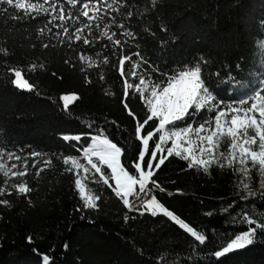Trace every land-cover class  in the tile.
Masks as SVG:
<instances>
[{"label": "trees", "instance_id": "16d2710c", "mask_svg": "<svg viewBox=\"0 0 264 264\" xmlns=\"http://www.w3.org/2000/svg\"><path fill=\"white\" fill-rule=\"evenodd\" d=\"M162 11L170 31L178 37L174 43L169 41L164 52L167 62L161 66L165 70L176 61L200 54L211 60L205 66L206 76L218 70L221 76H225L231 71L237 78L247 80L250 72L261 70L260 62L264 56H261L256 40L264 38V31L259 26V20L264 19V0H165ZM155 15V12L150 14L155 36L136 26L140 51L150 60H155L161 52L160 40L168 39L167 34L159 31ZM43 20L45 17L39 16L30 24L11 20L5 23L0 18V36L5 35L8 27L29 28L31 31ZM45 42H48L47 37ZM31 43L36 46L30 47ZM50 43L55 44L56 39ZM101 44L109 45L102 53L109 55L110 59L109 65H101L105 72L104 82L99 80L100 68H86L82 73L77 67L78 59L65 64L64 59L68 58L65 52H71V49L64 45L59 49H41L39 42L25 39L22 31L8 35L7 47L11 54L6 58L0 56V142H4L9 151L20 154L23 149L24 153L34 150L49 156L52 153L78 155L76 148L70 145L76 144L79 148L85 138L82 137L81 142H66L62 135L80 132L94 135L95 128L88 127V123L94 121L95 125L106 129L113 142L125 148L128 159L125 161L122 157V162L127 164L132 160L134 142L126 141H130L134 121L121 103L122 78L118 68L111 66L117 57L110 54V42L101 40L90 48L78 41L74 46L95 58ZM128 51H136L135 45L126 46V54ZM71 54L76 56V53ZM240 56L244 57L240 61L242 71L236 69ZM37 57L46 67L29 71L27 65ZM4 59L10 65H19L25 78L37 85L41 94L18 90L11 85L4 77ZM128 63L125 62L126 68ZM142 67L146 69L148 66ZM53 72L57 75L53 76ZM85 74L91 83L85 82ZM216 80L217 77L212 76L208 83L214 84ZM106 88H110L114 95L106 94ZM64 93H78L80 96L68 111L62 110V101L59 100ZM220 96L227 98L223 90ZM131 101L132 110L140 115L142 103L136 98ZM51 158L53 164L41 171L38 179H34L36 169L31 167V159H35L37 168H40L41 157L30 159L29 173L25 177L7 178L9 183L26 180L33 191L27 194L31 204L24 195L17 196L15 191L0 196V199L11 202L10 207L0 205V264H40V256L34 249L52 256L54 264H164L157 258L165 253L167 260L175 259L179 253L182 264H211L216 258L208 257V253L247 227L228 223L229 213L220 211L222 206L237 200L229 210L235 215L245 203H249L239 201L232 194L234 177L230 170L214 167L211 175H205L187 168L186 162L169 157L170 162L166 161V166L157 170L158 182L165 191L156 189L154 194L167 208L213 240L208 248L200 246L203 251L190 260L188 256L192 250L188 245L192 237L162 215L152 217L149 213L141 216L138 212H128L105 185L88 181L92 191L103 192L98 201L100 209L77 211L81 201L74 191V177L63 171L62 161L55 156ZM12 162L15 161L9 163ZM5 179L0 174V186L7 187L3 184ZM255 203L257 211L264 212V201L257 199ZM126 212L129 216L127 222L123 218ZM208 212L212 214L206 215ZM28 236L32 237V242L28 241ZM65 243L69 245L67 249ZM219 259L224 264H264V235L258 236L253 245Z\"/></svg>", "mask_w": 264, "mask_h": 264}, {"label": "snow or ice", "instance_id": "6c2138e0", "mask_svg": "<svg viewBox=\"0 0 264 264\" xmlns=\"http://www.w3.org/2000/svg\"><path fill=\"white\" fill-rule=\"evenodd\" d=\"M164 2L165 0H0V18L5 23L11 20L28 21L30 24L39 16L45 17L31 31L29 28L5 29V35L0 36V56L5 58L11 54L7 47L8 35L22 31L25 39L31 38L39 42L41 49H59L61 45L71 49V52H65L68 58L64 59V63L70 64L73 59H78L77 67L82 73L86 68H100L99 80L104 82L105 72L101 65H109L110 59L109 55L102 53L109 45L101 44L100 49L95 52V58L74 45L75 42L82 41L83 45L94 48L98 41L110 42V54L117 57L116 61L111 62V66L118 68L122 78L121 103L134 121V131L129 134L130 141H126L134 142V155L127 164L122 162V157L125 161L128 159L125 148L113 142L106 129L95 125L94 121L88 123L89 128H95L94 135L86 132L62 135L66 142H81L82 137L85 138L79 148L76 144L70 145L76 148L78 155L52 153L49 156L34 150L24 153L23 149L18 154L9 151L5 143L0 142V174L6 177L3 184L7 186H0V196L5 193L11 195L15 191L17 196L24 195L31 204L27 194L33 188L27 181L9 183L7 178L25 177L29 173L30 159L41 157L40 168H37V161L31 159V167L36 169L34 179H38L40 172L53 164L51 157L55 156L62 161L63 171L74 177V191L81 201L77 211L100 209L98 201L102 199L103 192L98 194L92 191L88 181L105 185L128 212H138L141 216L149 213L152 217L162 214L192 237L193 240L188 245L192 250L188 256L191 260L203 251L200 246L208 248L213 240L158 200L154 191L165 189L158 182L157 170L166 166L165 162L169 161V157L178 158L186 162L187 168L205 175H211L214 167L227 169L234 177L232 194L239 201L249 203H245L235 215L229 210L237 204V200H232L220 209L222 213H229L228 223L247 226L238 231L234 238L208 253V257L216 258L211 264H224L219 258H227L226 254L253 245L258 236L264 235V212H258L255 203L257 199L264 201V60L260 62L261 70L257 73L250 72L247 80L237 78L231 71L225 76H221L219 70L206 76L205 66L211 60L203 54L176 61L165 70L161 66L167 62L164 52L169 41L174 43L178 37L170 31L164 19ZM65 4L68 5L67 8ZM153 12L156 14L155 19L159 21V31L167 34L168 39L160 40L161 52L155 60H150L140 51L136 26L139 25L142 32L155 36L153 21L150 19ZM55 21L59 23H54ZM259 26L264 31V19L259 20ZM53 28L58 31L53 33ZM46 37L48 42H45ZM53 38L56 39L55 44L50 43ZM128 45H135L136 51H128L126 54ZM256 45L261 56H264V38H257ZM35 46V43L30 44V47ZM71 53H76V56ZM243 59L240 56L236 63L239 71L243 70L240 63ZM126 61L129 62L127 68ZM2 63L6 66L5 79L16 89L41 94L37 85L25 78L19 65H10L7 59ZM142 65L148 67L144 69ZM45 67V63L39 62V57L27 65L32 72ZM52 75L57 74L53 72ZM212 76L217 77V80L214 84H209ZM85 82L91 83L87 74ZM223 85L228 87L223 88ZM221 90L226 93L227 98L220 96ZM104 91L114 95L110 88ZM131 98L142 103L140 115L132 110ZM79 99L78 93L61 94L59 100L62 101V110L68 111L69 105ZM11 161L15 162L9 163ZM0 205L10 207L11 202L0 199ZM123 218L125 222L129 220L127 212ZM27 239L32 242L31 236ZM68 247L65 243L64 248ZM34 251L40 256V264H54L52 256L35 249ZM166 257V253L161 254L157 258L158 262L182 264L179 253L173 260H167Z\"/></svg>", "mask_w": 264, "mask_h": 264}, {"label": "water", "instance_id": "95a60500", "mask_svg": "<svg viewBox=\"0 0 264 264\" xmlns=\"http://www.w3.org/2000/svg\"><path fill=\"white\" fill-rule=\"evenodd\" d=\"M73 104L69 105V107H71ZM241 250H243V249L234 250L233 252L226 254V257L229 256V255H231V254H233V253L239 252ZM221 258H224V257H221Z\"/></svg>", "mask_w": 264, "mask_h": 264}, {"label": "rangeland", "instance_id": "374dc122", "mask_svg": "<svg viewBox=\"0 0 264 264\" xmlns=\"http://www.w3.org/2000/svg\"><path fill=\"white\" fill-rule=\"evenodd\" d=\"M158 215H162V214H158ZM163 216V215H162Z\"/></svg>", "mask_w": 264, "mask_h": 264}]
</instances>
